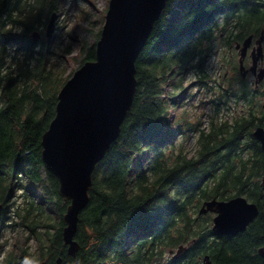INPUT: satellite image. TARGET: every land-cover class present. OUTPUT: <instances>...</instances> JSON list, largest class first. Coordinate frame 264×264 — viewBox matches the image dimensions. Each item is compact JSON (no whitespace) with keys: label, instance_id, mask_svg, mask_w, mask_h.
I'll list each match as a JSON object with an SVG mask.
<instances>
[{"label":"trees","instance_id":"trees-1","mask_svg":"<svg viewBox=\"0 0 264 264\" xmlns=\"http://www.w3.org/2000/svg\"><path fill=\"white\" fill-rule=\"evenodd\" d=\"M68 1L0 0V264H202L205 255L213 264H264L257 251L264 249V152L252 136L264 126V87L241 78L234 49L264 29V0H166L135 59L118 137L92 170L72 256L62 237L69 200L41 158L42 135L72 74L65 64L77 60L73 38L58 25ZM104 12L88 17L99 26L93 44L82 38L77 67L95 59ZM217 49L225 51L226 76L209 63ZM197 90L210 106L204 122L179 113ZM239 195L258 214L238 233L213 234L202 202Z\"/></svg>","mask_w":264,"mask_h":264},{"label":"water","instance_id":"water-1","mask_svg":"<svg viewBox=\"0 0 264 264\" xmlns=\"http://www.w3.org/2000/svg\"><path fill=\"white\" fill-rule=\"evenodd\" d=\"M166 0H108L104 21L95 42V59L83 62L64 82L58 92L55 115L41 138V158L46 169L57 177L59 194L69 200L63 215L62 237L69 255L78 244L73 239L78 214L88 201L91 173L110 143L119 134L120 125L131 106L135 90V59L142 49L154 21ZM56 13H52L44 29L48 44L54 32ZM33 39L39 32L31 33ZM264 31L255 40L252 65L263 59ZM252 36L237 44L239 69ZM256 82L264 77L259 69ZM252 136L264 151V127H256ZM1 209V205H0ZM212 212V232L215 235L242 231L258 213L257 206L244 197L227 200L212 198L203 201L199 213ZM184 249L180 245L173 257ZM258 253L264 257L262 247ZM60 258L57 259V263ZM202 264H213L207 255Z\"/></svg>","mask_w":264,"mask_h":264},{"label":"rangeland","instance_id":"rangeland-1","mask_svg":"<svg viewBox=\"0 0 264 264\" xmlns=\"http://www.w3.org/2000/svg\"><path fill=\"white\" fill-rule=\"evenodd\" d=\"M108 0H69L67 3V6L69 5L67 14H62L59 17V24L58 25H64L62 29L60 30V33H64L65 31L70 33V37L73 38V51L72 54L77 58V60L74 63L66 62V73H73L74 70H76L78 67V60L79 55L78 48L80 46V42L82 41V38L86 40V42L90 44L94 43V33L98 30L99 23H93L90 24L88 17L91 20H98L102 16V13L104 12V9L107 7ZM105 14V13H104ZM103 14V15H104ZM96 42V41H95ZM219 44V40H218ZM216 50V53L213 54L211 59L209 60V63L213 65V67L217 66V70L219 72L225 73V71L219 66V60L221 59V55L224 50L220 49ZM222 65H224V60H222ZM74 67L73 71L72 68ZM192 80L189 79L188 82ZM250 81V79H248ZM191 88H194L191 86ZM199 91H195V97L193 99L188 101H185L186 103L183 104L179 108V113L183 112L187 119L190 122L195 121L199 116H201L202 121H206L208 114L210 113V106L207 105L205 102V95L199 94ZM204 102V103H202ZM173 114V113H172ZM187 149H191L193 146V140H189L186 144ZM15 234V233H12ZM18 235V234H15ZM9 237H11V233L8 234ZM175 251V250H174ZM173 251V252H174Z\"/></svg>","mask_w":264,"mask_h":264},{"label":"flooded vegetation","instance_id":"flooded-vegetation-1","mask_svg":"<svg viewBox=\"0 0 264 264\" xmlns=\"http://www.w3.org/2000/svg\"><path fill=\"white\" fill-rule=\"evenodd\" d=\"M254 42L252 41L251 43V46L249 48V50L247 51L246 55L244 56V59H243V64H245L244 66L247 68V64L249 62H251V55H252V48H253V45ZM263 64V61L262 62H257V65H256V70L255 71H258L259 67ZM255 75H256V72L253 73L252 71L248 70L245 75L243 76V78L245 79H250L249 82H251V85L254 86V87H257L258 85H262L264 82H260L258 84L255 83Z\"/></svg>","mask_w":264,"mask_h":264}]
</instances>
